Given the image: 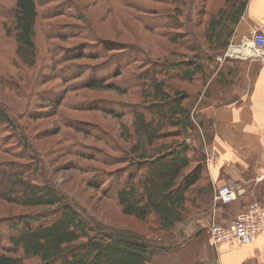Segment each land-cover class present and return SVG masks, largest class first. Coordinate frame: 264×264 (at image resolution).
Returning a JSON list of instances; mask_svg holds the SVG:
<instances>
[{"label":"rangeland","instance_id":"374dc122","mask_svg":"<svg viewBox=\"0 0 264 264\" xmlns=\"http://www.w3.org/2000/svg\"><path fill=\"white\" fill-rule=\"evenodd\" d=\"M38 1V57L28 66L17 55L13 33L6 34V29L13 27L14 0H0V108L20 121L23 132L31 138V146H25L15 131L0 123V138L3 136L8 150L0 152V166L16 165L26 172L31 167L33 178L47 180L60 189L79 213L104 232L137 233L153 245L166 246L157 249L150 264H218L217 249L209 245L207 231L213 220L221 222L213 206L206 211L190 209V219L162 232L156 229L153 217L144 222L123 214L115 191L117 180L125 176L129 164L126 150L131 145L122 138V124L130 126L132 108L144 109L149 102L144 104L136 77L153 69L148 64L151 60L182 58L183 54H197L201 59L205 73L194 81L169 79L171 87L187 92L186 102L197 130L182 137L170 131L163 140L184 139L202 147L208 159L213 125L202 110L231 99L232 88L242 78L244 61L219 60L233 40L239 41L240 34L235 33L225 49L206 44L202 36L206 11L225 0H194V4L182 0L183 4L173 7L157 0ZM179 5L181 13L174 25L170 14L178 13L175 8ZM162 32H177L182 44H171ZM95 78L114 82L117 89L88 88V82ZM201 120L205 124H200ZM92 180L99 186H89ZM214 202L213 197L211 205ZM44 209L0 201V253L8 246L6 220ZM37 262L25 259L24 264Z\"/></svg>","mask_w":264,"mask_h":264},{"label":"trees","instance_id":"16d2710c","mask_svg":"<svg viewBox=\"0 0 264 264\" xmlns=\"http://www.w3.org/2000/svg\"><path fill=\"white\" fill-rule=\"evenodd\" d=\"M157 1L171 7L182 3V0ZM248 1L225 0L222 5L206 11L202 35L206 44L227 47ZM14 4L13 27L7 28L6 34L13 33L21 62L33 66L38 57L35 28L39 1L14 0ZM175 11L178 13L173 12L170 17L171 23L177 25L180 5ZM162 36L168 37L171 44H182L177 32H162ZM148 64L154 66L153 69L141 71L136 81L140 82L137 86L144 104L146 101L149 104L144 109L132 108L131 125L122 124V138L131 145L126 150L129 164L125 176L117 180L115 196L123 214L144 222L153 217L156 229L166 232L190 219V209L208 210L215 194L203 148L184 139L177 138L169 143L163 140L170 131L177 133L175 137H182L197 130L191 107L186 102L187 92L171 87L169 79L192 82L205 73V68L197 54L157 58ZM87 87L117 89L114 82L103 78L90 80ZM203 122L201 120L200 124ZM0 123H6L15 131L25 146H31V138L23 132L20 121L3 108H0ZM170 127L173 130H169ZM2 140L3 136L0 152L6 153L8 150ZM36 169L33 167V172ZM31 172V167L26 172L16 165L0 166L1 202L29 209L46 208L40 213L19 214L6 220L9 247L0 253V264H24L25 259H37L36 264H150L157 249L166 247L153 245L137 233L104 232L101 227L94 226L88 216L79 213L60 189L47 180L33 178ZM88 184L99 186L93 180Z\"/></svg>","mask_w":264,"mask_h":264},{"label":"crops","instance_id":"0c3cea01","mask_svg":"<svg viewBox=\"0 0 264 264\" xmlns=\"http://www.w3.org/2000/svg\"><path fill=\"white\" fill-rule=\"evenodd\" d=\"M264 31V0H249L236 34ZM242 78L231 99L212 103L202 113L213 125L207 143V170L214 189L230 183L238 200L217 204L214 213L231 222L252 201H264V61L241 62ZM235 84V83H234ZM218 264H264V231L251 244L222 243Z\"/></svg>","mask_w":264,"mask_h":264},{"label":"built area","instance_id":"2783aa9c","mask_svg":"<svg viewBox=\"0 0 264 264\" xmlns=\"http://www.w3.org/2000/svg\"><path fill=\"white\" fill-rule=\"evenodd\" d=\"M261 60L264 61V31L259 27L252 28L249 34H243L239 41H232L219 60L225 59ZM239 198V191L232 184L226 183L215 188L213 211L218 203L229 204ZM208 242L218 248L222 243L251 244L264 231V204L250 202L246 208L231 222L212 221L208 225Z\"/></svg>","mask_w":264,"mask_h":264},{"label":"bare ground","instance_id":"6f19581e","mask_svg":"<svg viewBox=\"0 0 264 264\" xmlns=\"http://www.w3.org/2000/svg\"><path fill=\"white\" fill-rule=\"evenodd\" d=\"M264 204V203H263Z\"/></svg>","mask_w":264,"mask_h":264}]
</instances>
